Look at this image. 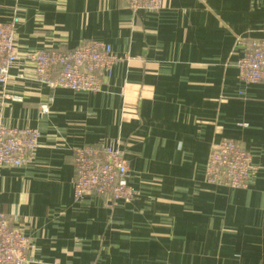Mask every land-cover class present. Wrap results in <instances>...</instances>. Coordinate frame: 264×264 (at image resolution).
I'll use <instances>...</instances> for the list:
<instances>
[{"label": "crops", "instance_id": "0c3cea01", "mask_svg": "<svg viewBox=\"0 0 264 264\" xmlns=\"http://www.w3.org/2000/svg\"><path fill=\"white\" fill-rule=\"evenodd\" d=\"M17 16V60L0 85V122L39 130L31 164L0 172V210L30 239L31 264H264V81L236 60L264 39V0H0ZM95 39L119 57L98 92L50 89L31 51ZM48 102L41 113L39 105ZM226 138L258 169L245 188L207 185ZM113 143L136 196L73 200V148Z\"/></svg>", "mask_w": 264, "mask_h": 264}, {"label": "built area", "instance_id": "2783aa9c", "mask_svg": "<svg viewBox=\"0 0 264 264\" xmlns=\"http://www.w3.org/2000/svg\"><path fill=\"white\" fill-rule=\"evenodd\" d=\"M132 12H155L162 0H126ZM17 16L0 22V85L5 87L10 69L17 60L15 30ZM34 79L50 89L98 92L119 57L103 41L89 39L80 45L61 50L55 47L31 51ZM237 77L245 84L264 81V39L246 45L235 63ZM48 102L39 105L48 112ZM40 132L33 127H12L0 122V172L7 167L26 166L34 159ZM73 200L86 196L103 197L109 203L129 201L136 192L129 184L127 159L113 143L85 144L73 148ZM251 153L239 143L222 138L209 149L204 182L207 185L245 188L257 172ZM31 242L25 233L9 224L0 210V264H31Z\"/></svg>", "mask_w": 264, "mask_h": 264}]
</instances>
